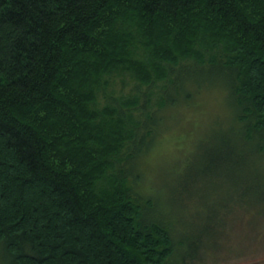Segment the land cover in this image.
I'll return each instance as SVG.
<instances>
[{"label":"trees","instance_id":"trees-1","mask_svg":"<svg viewBox=\"0 0 264 264\" xmlns=\"http://www.w3.org/2000/svg\"><path fill=\"white\" fill-rule=\"evenodd\" d=\"M122 73L167 82L159 108L109 92ZM204 81L227 89L249 163L264 159V0H0L5 263L193 264L198 239L160 218L173 195L128 178L162 111Z\"/></svg>","mask_w":264,"mask_h":264},{"label":"rangeland","instance_id":"rangeland-1","mask_svg":"<svg viewBox=\"0 0 264 264\" xmlns=\"http://www.w3.org/2000/svg\"><path fill=\"white\" fill-rule=\"evenodd\" d=\"M165 84L139 85L122 73L110 79L108 91L117 97L149 92L156 109ZM201 84L197 94L195 84L187 85L192 97L162 111L156 137L134 163L138 179L128 183L134 194L165 201L173 195L177 203L160 208V218L175 238L191 232L198 239L203 251L193 264H264V159L249 163L248 147L240 146L227 89ZM3 259L0 254V264Z\"/></svg>","mask_w":264,"mask_h":264}]
</instances>
